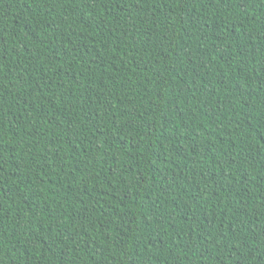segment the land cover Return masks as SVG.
I'll list each match as a JSON object with an SVG mask.
<instances>
[{
    "label": "trees",
    "instance_id": "trees-1",
    "mask_svg": "<svg viewBox=\"0 0 264 264\" xmlns=\"http://www.w3.org/2000/svg\"><path fill=\"white\" fill-rule=\"evenodd\" d=\"M0 264H264V0H0Z\"/></svg>",
    "mask_w": 264,
    "mask_h": 264
}]
</instances>
